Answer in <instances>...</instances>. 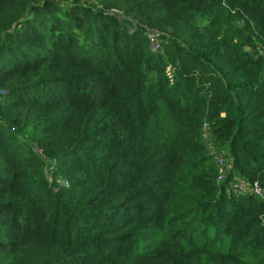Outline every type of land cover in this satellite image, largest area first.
Returning a JSON list of instances; mask_svg holds the SVG:
<instances>
[{"label":"trees","instance_id":"16d2710c","mask_svg":"<svg viewBox=\"0 0 264 264\" xmlns=\"http://www.w3.org/2000/svg\"><path fill=\"white\" fill-rule=\"evenodd\" d=\"M261 44L264 0H0V264H264Z\"/></svg>","mask_w":264,"mask_h":264},{"label":"built area","instance_id":"2783aa9c","mask_svg":"<svg viewBox=\"0 0 264 264\" xmlns=\"http://www.w3.org/2000/svg\"><path fill=\"white\" fill-rule=\"evenodd\" d=\"M147 34L150 37V39L154 42V49H158L161 45L160 41V32L154 29L147 28ZM256 51L259 52L261 56L264 57V44L259 45L256 48ZM202 139L205 143H207L212 151V153L215 152V148L212 144V137H211V128L208 123H204L203 129H202ZM216 159L219 162V175L218 179L219 181L224 179L229 164H230V158L226 153L219 152L216 156ZM233 187L237 192H250V193H256L264 198V187L259 183V181H254L252 183L247 182L246 180L235 178Z\"/></svg>","mask_w":264,"mask_h":264},{"label":"rangeland","instance_id":"374dc122","mask_svg":"<svg viewBox=\"0 0 264 264\" xmlns=\"http://www.w3.org/2000/svg\"><path fill=\"white\" fill-rule=\"evenodd\" d=\"M227 151H225V153H226ZM226 154H228V153H226Z\"/></svg>","mask_w":264,"mask_h":264}]
</instances>
